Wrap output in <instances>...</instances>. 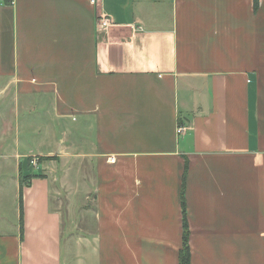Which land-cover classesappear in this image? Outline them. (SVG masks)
Here are the masks:
<instances>
[{
  "label": "crops",
  "instance_id": "crops-1",
  "mask_svg": "<svg viewBox=\"0 0 264 264\" xmlns=\"http://www.w3.org/2000/svg\"><path fill=\"white\" fill-rule=\"evenodd\" d=\"M0 96L71 123L0 264H178L185 158L191 264H264V0H0Z\"/></svg>",
  "mask_w": 264,
  "mask_h": 264
},
{
  "label": "rangeland",
  "instance_id": "rangeland-1",
  "mask_svg": "<svg viewBox=\"0 0 264 264\" xmlns=\"http://www.w3.org/2000/svg\"><path fill=\"white\" fill-rule=\"evenodd\" d=\"M3 103L6 104H4V109L0 110V207L7 206L10 203L11 197L9 195L14 188L12 180L16 176V152H25L29 148L27 146L29 144L32 146V152H38V147L42 144V139H39V136L42 135V133H40V135H35L38 132V124H40L41 129L45 128L48 132L46 138L43 139L44 145L46 146H50L53 142H55V138L60 136L61 133H57L58 131L64 130L68 132L69 125L71 126V123L67 121L63 127L56 125L55 122L51 123L49 121L48 115L41 116L43 113L39 108H37L38 106L36 105L35 112L29 113L25 106L22 108L19 107L18 109L15 107L12 101H7V99H3L0 96V105ZM27 118L29 121L26 120ZM18 123L19 128L20 123L23 124L19 131L16 128ZM16 141H18V145L16 144ZM66 141L68 142V139ZM53 147L54 146L52 145L51 148ZM30 157L33 159L36 156H29L27 158V161L29 162L28 165L36 171L38 169V159L36 160V164H32L30 163ZM42 157L44 158V156ZM45 161H48V159ZM51 163V170L56 175H59V173L62 174L69 172L72 165L69 160H66L65 164L55 163V161H52ZM42 166H45V164L42 163ZM83 168H85V165H83ZM46 169L49 172V168ZM3 216L6 220L1 219L0 221L2 223L6 222L7 220H11L14 217L11 212L8 213L7 207L5 208Z\"/></svg>",
  "mask_w": 264,
  "mask_h": 264
},
{
  "label": "trees",
  "instance_id": "trees-1",
  "mask_svg": "<svg viewBox=\"0 0 264 264\" xmlns=\"http://www.w3.org/2000/svg\"><path fill=\"white\" fill-rule=\"evenodd\" d=\"M256 6V3H255ZM37 159L43 160V159H50L52 157H41L36 156ZM28 162V161H27ZM29 164V162H28ZM188 170V160L185 158L184 166H183V174H182V184H181V191H180V199H181V211H182V217H181V228H182V244L178 251V264H191V248L189 244V237H190V230L186 215V206H185V177ZM34 176H37L36 174H24L22 170L19 171V185H20V195L21 190L23 186H28L30 183V179ZM20 216H21V222H22V201L20 199Z\"/></svg>",
  "mask_w": 264,
  "mask_h": 264
},
{
  "label": "built area",
  "instance_id": "built-area-1",
  "mask_svg": "<svg viewBox=\"0 0 264 264\" xmlns=\"http://www.w3.org/2000/svg\"><path fill=\"white\" fill-rule=\"evenodd\" d=\"M92 1L94 2L95 0H92ZM98 25H99L100 27H107V26L109 25V22H108L107 19H105L104 17H100V18H99V21H98ZM182 130H183L182 127H179V128H178V131H179V132L182 131ZM36 160H37L36 157L33 158V159L31 160V163H32V164H36ZM37 161H38V160H37ZM110 161H111V162L114 161V157H113V156L110 157Z\"/></svg>",
  "mask_w": 264,
  "mask_h": 264
}]
</instances>
